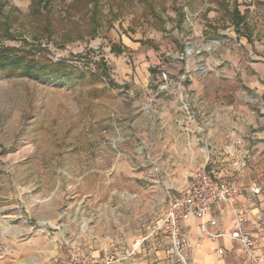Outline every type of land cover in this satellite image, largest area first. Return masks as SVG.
<instances>
[{
	"label": "rangeland",
	"instance_id": "obj_1",
	"mask_svg": "<svg viewBox=\"0 0 264 264\" xmlns=\"http://www.w3.org/2000/svg\"><path fill=\"white\" fill-rule=\"evenodd\" d=\"M0 4L12 35L2 43L60 71L35 79L0 70V260L38 234H58L67 256L65 239L96 230L101 211L120 208L116 194L152 185L140 183L145 175L184 189L198 166L183 165L192 154L168 146L167 131L185 130L184 118L207 129L214 106L217 123L236 130L244 120L226 105L234 101L256 111L255 97L244 104L228 93L245 76L224 59L230 33L264 45V0ZM197 154L221 160L211 166L218 176L240 170L224 151Z\"/></svg>",
	"mask_w": 264,
	"mask_h": 264
},
{
	"label": "crops",
	"instance_id": "obj_2",
	"mask_svg": "<svg viewBox=\"0 0 264 264\" xmlns=\"http://www.w3.org/2000/svg\"><path fill=\"white\" fill-rule=\"evenodd\" d=\"M228 36V39L236 41V44H231L230 49H226L224 59L226 68L229 70L230 67L234 72L239 65L245 76L241 81L230 82L240 85V90H232V87L228 93L240 97L241 103L244 104L249 98L252 100L251 97H255L256 111H249L248 104L239 106L238 101L226 103L231 105V109L236 107L244 120L243 126L234 130L232 125L223 127L217 123V111L214 106L209 112L211 118L207 129L203 130L204 127L197 123L195 118H190L189 122L184 118L181 124L185 130L180 131L178 128L177 134H173L168 128L167 140L168 146L174 145L176 151L192 154L183 165L196 167L206 165L211 160L210 167H218L220 159L208 155L201 163L197 153L225 152L227 145L237 138L243 139V151L251 154L249 166L238 171L232 170V175H227L223 171L219 175L243 186L257 185L261 188L258 195H253L247 188L238 197L236 205L251 219L250 227L258 239L256 251L260 255L261 263L264 264V153L258 155L264 146V45L252 44L247 37L233 33ZM254 49L257 52H254ZM152 101L157 99L150 97L149 102ZM232 116L233 113L229 119H232ZM172 136L176 137V141L173 142ZM146 176L140 183L150 181L151 186L148 185L146 188L142 186L135 193L116 194L115 201L120 208L101 211L98 228L88 235L82 237L80 235V240L77 238L83 251L94 257H101L105 250L111 249L117 255L119 252L131 250L136 241L143 240L142 245L129 259L117 264H182L173 254L167 236L158 230L166 211V190L160 179ZM213 214L220 217L225 229L231 227L233 220L231 206H226L223 212L214 208ZM188 231V241L184 250L188 255L189 264H242L244 258L242 251L230 238L223 237L218 242L208 238L198 239V223L195 220L188 223ZM58 239V234L54 236L38 234L19 241L12 257L0 260V264H68L65 249Z\"/></svg>",
	"mask_w": 264,
	"mask_h": 264
},
{
	"label": "built area",
	"instance_id": "obj_3",
	"mask_svg": "<svg viewBox=\"0 0 264 264\" xmlns=\"http://www.w3.org/2000/svg\"><path fill=\"white\" fill-rule=\"evenodd\" d=\"M243 146V139L237 138L225 147L227 155L235 159L240 169H246L251 158L250 152L243 151ZM247 188L253 195L261 192L257 185L247 187L232 179H222L210 165L196 167L184 189L174 191L167 188L166 211L158 230L167 236L173 254L182 264H189L184 249L189 235L188 223L192 220L198 223V239L208 238L218 242L221 238L228 237L239 245L244 257L242 264H262L256 251L258 239L250 227L251 219L236 205L238 197ZM226 206L232 208L233 220L229 229H225L220 217L213 214L214 208L223 212ZM86 229L87 224H81V230ZM79 237L80 235L76 238ZM142 242L143 240L136 241L131 250L119 252L117 255L108 249L101 257H94L83 251L76 240L65 239L68 264H117L129 259Z\"/></svg>",
	"mask_w": 264,
	"mask_h": 264
},
{
	"label": "trees",
	"instance_id": "obj_4",
	"mask_svg": "<svg viewBox=\"0 0 264 264\" xmlns=\"http://www.w3.org/2000/svg\"><path fill=\"white\" fill-rule=\"evenodd\" d=\"M2 9L3 4H0V12L2 11ZM233 13L236 15V18L241 16L238 7L235 8V11ZM240 18L239 21H237L239 24L242 23L243 16H241ZM9 25V20L0 18V37L2 34L3 36L8 38L12 37ZM17 51V48L3 44L0 38V70L7 76H29L35 79H49L56 73V75L58 76L60 72L59 69L51 71L48 67H39L36 64L28 62L25 57H23L19 53H16Z\"/></svg>",
	"mask_w": 264,
	"mask_h": 264
}]
</instances>
